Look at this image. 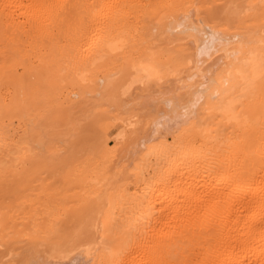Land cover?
Here are the masks:
<instances>
[{"label":"bare ground","instance_id":"6f19581e","mask_svg":"<svg viewBox=\"0 0 264 264\" xmlns=\"http://www.w3.org/2000/svg\"><path fill=\"white\" fill-rule=\"evenodd\" d=\"M0 264H264V0H0Z\"/></svg>","mask_w":264,"mask_h":264},{"label":"rangeland","instance_id":"374dc122","mask_svg":"<svg viewBox=\"0 0 264 264\" xmlns=\"http://www.w3.org/2000/svg\"><path fill=\"white\" fill-rule=\"evenodd\" d=\"M90 99H91V98H90ZM92 100H93V98L91 99V101H92ZM39 104H40V103H39ZM40 106H41V104H40ZM89 107H91V105H89ZM42 108H43V107H40V109H38V108L36 107V110H37V109L40 110V112H36V113H37V114H38V113L40 114L42 111H44V109H42ZM41 109H42V111H41ZM38 110H37V111H38ZM44 125H45V124H44ZM42 126H43V125H42ZM42 126H39V127L41 128L40 130H41V131H44V128H45V127H42ZM59 128H60V127H58V129H59ZM61 128H64V127H61ZM61 128H60L59 130H62ZM40 130H39V131H40ZM59 130H57V131L60 132ZM63 130H64V129H63ZM41 131H40V132H41ZM40 132H39V133H40ZM44 132H45V131H44ZM37 133H38V132H37ZM112 133H113V132H112ZM43 134H44V133H43ZM37 135H38V134H37ZM39 135H41V134H39ZM39 135H38V136H39ZM111 135H112V134H111ZM62 137H63V136H62ZM32 148H33V149H32ZM32 148H31L32 152L34 151V152H35L34 154L38 157V159L36 158L37 162H38V160H39L40 158H42V160H43V159H48V160H50V157H51V158H52L51 160H53L54 157H53V156H49V153H53L54 151L52 152L51 150H49V147H48V149H47V148L45 149V148H42V147L38 146L36 142H33V143H32ZM88 149L91 150L92 148H88ZM88 149L85 150L86 152L83 151L84 153H80L81 157H82V156L86 157V156H87L86 154H87V153L89 154V150H88ZM47 150H48L49 152H48ZM58 152H59V151H58ZM91 152H92V150L90 151V153H91ZM93 152H94V151H93ZM54 153H56V152H54ZM54 153H53V154H54ZM34 154H33V155H34ZM83 154H84V155H83ZM91 154H93V153H91ZM50 155H52V154H50ZM77 155H79V154H77ZM55 157H57V158L59 159V156H55ZM54 159H55V160H53V161H51V162H54V161H55L56 164H55V163H53V164L51 163L52 165L50 164V168H52L51 166H53V168H52L53 171H52V172H51V171H47V173L50 174V175H53L55 172H56V174H54V175H57L60 171H63V170H61V168H60V164L57 163V162H58V159H56V158H54ZM36 160H35V159L33 160V164H34V161L36 162ZM48 160H47V161H48ZM56 160H57V161H56ZM40 161H41V159H40ZM44 161H46V160H44ZM44 161H43V162H44ZM48 162H50V161H48ZM39 164H40V163H39ZM41 164H42V161H41ZM41 164H40V165H41ZM36 165H38V164L36 163L35 166H34L33 168L36 169ZM40 165H39L37 168L41 169L42 167L40 168ZM44 165L49 166V163H48V164L43 163L42 166H44ZM54 165H56L57 167H55ZM58 167H59V168H58ZM43 168H44V167H43ZM54 168H56V169L54 170ZM57 168H58V170H57ZM47 169H49V168L47 167ZM43 170H44V169H43ZM44 171H46V170H44ZM44 171H43V173H41L42 175L39 174L40 172H37V173H38V175L43 176L44 174H46V172H44ZM57 172H58V173H57ZM51 173H52V174H51ZM60 173H61V172H60ZM46 175H47V174H46ZM50 175H48V176H50ZM18 251H19V250H18ZM18 251H17V252H18Z\"/></svg>","mask_w":264,"mask_h":264}]
</instances>
